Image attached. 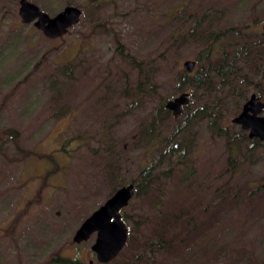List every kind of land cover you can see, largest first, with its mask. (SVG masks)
<instances>
[{
  "label": "rangeland",
  "instance_id": "374dc122",
  "mask_svg": "<svg viewBox=\"0 0 264 264\" xmlns=\"http://www.w3.org/2000/svg\"><path fill=\"white\" fill-rule=\"evenodd\" d=\"M27 1L51 17L66 6L82 14L65 35L49 40L21 23L19 0H0V264H51L55 255L99 264L90 250L95 235L81 244L73 236L144 166L158 178L163 210L190 205L198 225L215 213L225 183L229 193L241 183L260 189L249 202L218 208L219 220L198 243L208 259L225 252L235 260L240 253L264 260V145L246 144L247 133L231 123L242 107L236 109V98L217 106L227 89L206 97L177 87L188 74L183 62L195 61L196 73L202 64L196 56L215 36L264 41V0ZM132 60L154 89L138 87L142 78ZM183 92L190 101L181 117L151 125L160 100ZM251 94L264 103V79L245 99ZM216 108L240 151L237 173L226 167L225 135L214 136ZM178 158L181 165L164 179ZM151 200L134 197L121 210L128 235L148 234V224L135 222L152 219ZM125 246L115 260L125 257Z\"/></svg>",
  "mask_w": 264,
  "mask_h": 264
},
{
  "label": "trees",
  "instance_id": "16d2710c",
  "mask_svg": "<svg viewBox=\"0 0 264 264\" xmlns=\"http://www.w3.org/2000/svg\"><path fill=\"white\" fill-rule=\"evenodd\" d=\"M197 22H193L194 28L197 27ZM234 38H227L223 33L221 37L215 36L214 40L207 44L206 49L196 56L197 63H202H200L199 70L194 74H181L177 87L186 84L193 92H203L206 97L217 94V91L227 89L228 92L225 93L226 95L223 100L217 99V106L223 105L226 96H229L237 99L236 109L237 107L240 108V105H243L246 101L245 98L250 90L261 88L264 79V41L260 39H243V37H239V40ZM219 40L226 41L220 50L215 48ZM239 63H244L242 69L237 67ZM132 64L138 68V74L142 78L138 82V87L141 89H154L148 74L144 73L143 65L134 63V60H132ZM244 69L246 71L242 74L241 72ZM251 77L257 79V82L255 80L253 81ZM164 105V100H160L152 118L151 125H157L159 121L164 122L171 117L173 118L172 114L165 109ZM208 110L209 108L205 107L202 111L207 112ZM218 110L216 108V111L210 114L213 121V131H215L214 136L225 135L227 152L226 167L231 169L232 172L237 173L238 166L240 165L236 162V156L240 154V151L232 147L229 127L220 126L221 117L218 116ZM150 131L152 134L155 133L153 128ZM177 132H179V128H177ZM5 133L16 136L13 131H6ZM238 135L240 134L238 133ZM238 135H235V137ZM242 140L250 146L258 143L255 140H247L244 134H242ZM49 159L54 162L53 158L49 157ZM171 163H173V168H169L166 171L165 177H163L164 179L170 178L172 174L171 170L181 165L180 158L176 162ZM56 170L57 166L54 172ZM178 178L183 182V178L180 175H178ZM157 183L158 178L155 176L151 166H144L140 170L138 179L130 183L135 187L133 198L140 196L147 199L154 198L155 202L152 200L150 202V208L153 210V214L150 217L152 219L148 221L147 217L143 218V216H138L140 220L135 222L136 225L138 223L148 224V227H146L148 234L138 229H136L138 236L129 233L125 246V250L127 249L125 257L114 259L111 263L107 264H224L228 261V257L229 262L227 264H264V260L255 257L252 258L249 254L241 255V253L236 260L232 256H225V252L222 254H213L208 259L207 248L199 247V244L205 238V233L213 228V224L219 220L218 217L220 214L216 212L218 208L222 209L227 202L230 204L237 203V205L244 200L249 202L260 189L253 190L249 184L242 185L241 183L237 189L229 193L231 190L229 188H227L228 190L226 189L228 186L225 183L218 190L221 191L220 196L222 198L217 204V209L214 210L215 213L210 214L207 220L198 225L195 221V215L191 214L190 205L189 209L175 204V206L172 205L170 207L171 210H163L166 208L160 200L162 189L159 190L155 187ZM241 190L244 194L241 193ZM152 222L154 226H151ZM198 240L200 243H198ZM170 258L172 259L170 260ZM84 263L78 258L66 259L58 255H55L51 260V264Z\"/></svg>",
  "mask_w": 264,
  "mask_h": 264
},
{
  "label": "water",
  "instance_id": "95a60500",
  "mask_svg": "<svg viewBox=\"0 0 264 264\" xmlns=\"http://www.w3.org/2000/svg\"><path fill=\"white\" fill-rule=\"evenodd\" d=\"M18 14L22 24L32 23L34 28L47 39L55 40L79 23L82 12L76 6H66L51 17L35 4L27 0H19ZM261 29L264 32V22ZM195 66L196 62L193 60H186L182 64L183 70L188 74L194 72ZM189 101L190 94L183 92L172 100H167L164 107L174 119H177L182 115L183 109L189 105ZM263 109L264 103L255 94H251L231 123L239 126L242 131H247L250 140L258 139L264 142V117L261 116ZM134 190L133 184L118 188L81 223L73 236V242L81 244L95 235L90 250L99 264L113 261L126 245L128 229L122 220L121 210L132 200ZM89 264H93V261H89Z\"/></svg>",
  "mask_w": 264,
  "mask_h": 264
},
{
  "label": "flooded vegetation",
  "instance_id": "af4514ba",
  "mask_svg": "<svg viewBox=\"0 0 264 264\" xmlns=\"http://www.w3.org/2000/svg\"><path fill=\"white\" fill-rule=\"evenodd\" d=\"M246 102V101H245ZM244 102V103H245ZM262 102V101H261ZM243 106V105H242ZM241 111V110H240ZM263 111H264V109H263ZM263 113V112H262ZM262 113H261V116H262ZM237 126V125H236ZM243 132H246L247 133V138H248V132L247 131H243ZM249 139V138H248ZM250 140V139H249ZM255 141H257L259 144H263L264 142H261V141H259L258 139H254Z\"/></svg>",
  "mask_w": 264,
  "mask_h": 264
}]
</instances>
